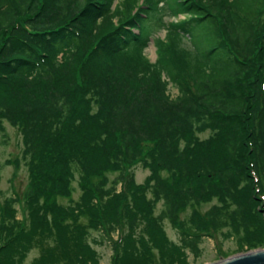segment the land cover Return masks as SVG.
<instances>
[{"label":"trees","instance_id":"obj_1","mask_svg":"<svg viewBox=\"0 0 264 264\" xmlns=\"http://www.w3.org/2000/svg\"><path fill=\"white\" fill-rule=\"evenodd\" d=\"M145 1L0 0V131L23 136L31 219L4 198L0 264L31 245V264H99L93 228L113 264H190L217 234L237 252L264 247V0H173L187 18L165 25L155 62L144 21L161 0ZM139 162L150 173L138 184ZM76 175L80 196L61 204Z\"/></svg>","mask_w":264,"mask_h":264},{"label":"rangeland","instance_id":"obj_2","mask_svg":"<svg viewBox=\"0 0 264 264\" xmlns=\"http://www.w3.org/2000/svg\"><path fill=\"white\" fill-rule=\"evenodd\" d=\"M128 1L133 12L140 6L146 8L145 0ZM126 2L127 0H114V3H118L120 8H122ZM173 2V0H161L158 2L157 9H154V11H148L149 20L144 21V24H146L145 27H147V42L146 46L143 47V54L150 62H155L157 59L156 41L158 38H164L165 25L170 21L174 22L187 18V15L183 13L171 14V5H173ZM157 18H161L162 24L156 23L155 20ZM133 31L136 33L138 32V29H134ZM196 39V35H191V39H185L183 46L194 51L197 47H199L196 45V43H198ZM165 76L166 75H163V78L167 77ZM168 88L170 94H176L177 87L174 84L169 83ZM3 124L5 130L0 131V204H2L4 198L8 196L15 197L17 199L15 204L16 217L21 219L26 224L27 228H31V219L24 207L23 200L24 194L30 186V174L28 171L29 166L27 165V158L23 156V136L16 127L9 125L7 122H4ZM133 171L135 181L138 184L142 183L150 173V170L143 167L140 162L134 166ZM115 175L116 172L109 173V180L113 179ZM81 192L82 191L79 188L76 175V179L71 184V195L68 197H59L57 200L61 204L66 205L70 202V198L77 200ZM214 202L215 200L203 204L200 211L204 212ZM160 208L161 204L158 203L155 212H158ZM188 214L189 210L187 209L185 211H181L180 218H186ZM163 228L165 234L170 240L178 242L180 234L178 225H173L166 220L163 222ZM116 237V233L110 235V238L113 240H116ZM86 242L95 250L97 256L99 257V264H113L112 242L106 238L102 239V235L97 228L90 229ZM1 244L2 242H0V246ZM201 247L202 254L200 257L196 258L191 254H187V259L190 264H210L219 261L224 257L239 253L235 250L237 248V240L234 236L228 237L227 239L219 236L218 234L215 238L205 236ZM41 253L42 251L39 246L31 245L25 253L26 256L18 264H31L35 258L41 255Z\"/></svg>","mask_w":264,"mask_h":264},{"label":"water","instance_id":"obj_3","mask_svg":"<svg viewBox=\"0 0 264 264\" xmlns=\"http://www.w3.org/2000/svg\"><path fill=\"white\" fill-rule=\"evenodd\" d=\"M210 264H264V247L238 253Z\"/></svg>","mask_w":264,"mask_h":264}]
</instances>
